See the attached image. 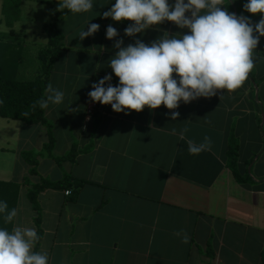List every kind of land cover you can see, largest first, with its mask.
<instances>
[{"label": "crops", "instance_id": "obj_1", "mask_svg": "<svg viewBox=\"0 0 264 264\" xmlns=\"http://www.w3.org/2000/svg\"><path fill=\"white\" fill-rule=\"evenodd\" d=\"M239 2L225 0V7L230 12L233 6L235 13ZM34 3L52 7L41 32L17 26ZM114 3L93 0L91 11L68 10L60 18L65 47L49 82L64 93L61 104L50 103L46 109L55 136L52 154L61 156L74 143L82 149L94 142L91 150L61 164L45 153L38 174H32L21 151L42 150L46 126L21 121L26 135L20 147L11 145L8 136L0 141L1 150L13 155L0 165L2 180L22 182L28 177L37 183L41 177L59 179L66 173L84 180L77 188L50 187L39 194L43 235L37 251L48 254V264H264V36L254 52L255 67L240 89L181 101L174 110L180 113L177 120L163 105L125 114L98 102L87 118L92 85L106 75H112L113 86L119 84L109 67L117 40L124 47L137 39L150 44L165 32L179 36L188 31L165 21L126 36L129 21L103 18ZM2 7L0 0V31H8ZM56 9L53 0H20V17L13 27L32 45L46 42L44 24ZM27 17L40 25L36 15ZM260 19L257 15L251 21ZM88 23L100 28L80 40L78 34L87 31ZM109 25L119 33L112 40L106 37ZM205 136L211 138V151L190 154L187 140L199 144ZM232 137L239 145L237 167L249 174L244 182L228 164ZM29 187H20L13 227L36 230ZM185 232L187 244L181 242Z\"/></svg>", "mask_w": 264, "mask_h": 264}, {"label": "clouds", "instance_id": "obj_2", "mask_svg": "<svg viewBox=\"0 0 264 264\" xmlns=\"http://www.w3.org/2000/svg\"><path fill=\"white\" fill-rule=\"evenodd\" d=\"M225 6V0H174L172 4L169 0H115L103 18L129 21L126 36L142 34L165 21L188 31L179 36L165 32L150 44L137 39L135 44L124 47L123 40H117L114 47L118 51L110 58L109 67L119 84L110 83L112 75L104 76L92 85L90 100L111 105L113 111L125 114L163 105L171 111V119L177 120L180 113L174 110L181 101L187 104L200 97L240 89L255 67L254 52L264 36V0H247L243 6L253 16H261L255 24L247 16L229 12ZM93 7V0H61L57 10L79 14ZM99 28V24L88 23L87 31L81 30L78 37L83 40ZM118 35L116 28L107 27L108 39ZM46 93V99L37 102L41 109L63 102L64 93L51 83ZM181 139H185L183 133ZM187 145L190 154L198 155L211 151L212 142L205 136L203 142L197 144L189 139ZM0 214H4L7 223L18 215L15 208L9 211L5 201H0ZM189 239L185 232L181 242L187 244ZM38 240L35 228H0V264H48V254L34 250Z\"/></svg>", "mask_w": 264, "mask_h": 264}, {"label": "trees", "instance_id": "obj_3", "mask_svg": "<svg viewBox=\"0 0 264 264\" xmlns=\"http://www.w3.org/2000/svg\"><path fill=\"white\" fill-rule=\"evenodd\" d=\"M53 2L58 9V3L61 0H53ZM245 3H247V0H242V4L244 5ZM57 9L52 21L44 24L48 39L46 42L37 43L41 47L37 51L34 63H31L29 56L32 42L27 41L23 33L13 27L14 22L20 17V0H3L2 14L9 30L0 31V101H3V103H0V116L20 120L26 124H43L47 129V139L43 144L42 150L25 149L21 151V155L28 163L30 173L32 174H38L39 158L45 153L61 164L67 160L74 161L78 153L88 152L94 145V142H91L87 147L80 149L74 143L65 154L54 156L52 154L55 146L53 123L47 119L46 109H41L37 103L41 99H46V88L50 82L55 62L60 58L61 52L65 47L64 34L59 26V22L60 18L68 12V9L59 11ZM230 12L234 13L233 6L230 8ZM240 15L237 9V16ZM242 15L252 20L259 14L253 16L245 11V14ZM231 140L232 142L228 151V164L238 181H247L249 174L241 172L237 167L239 145L234 137ZM83 181V179L74 177L70 173L64 174L59 179L41 177L37 183H32L28 177L22 182L11 179H0V201L7 202L9 211L13 208L17 210L21 185H30L27 197L36 212L34 222L39 240L34 250L37 251L40 238L43 235L41 224L42 208L38 201L39 194L50 187L66 190L74 187L77 188ZM13 224L14 220L11 223H7L4 220V214H0V228L11 230Z\"/></svg>", "mask_w": 264, "mask_h": 264}, {"label": "rangeland", "instance_id": "obj_4", "mask_svg": "<svg viewBox=\"0 0 264 264\" xmlns=\"http://www.w3.org/2000/svg\"><path fill=\"white\" fill-rule=\"evenodd\" d=\"M243 6L244 5L242 4V2H239L236 5L241 15L245 14V10ZM51 8L52 7L46 3H34L33 6L30 8V11L28 10L27 12H25V16L21 20L20 24L17 26L24 27L25 29H31V30H36L37 32H41L42 22L49 21L50 19L49 12ZM30 13H32L33 15H36L37 21L40 22V25L36 24L35 21H32L29 19V17H27V15H29ZM41 35H44L45 39L47 38L46 34H41ZM40 47H41L40 44H37V43L36 45H30V56L31 57L29 56V61L31 63L32 62L34 63L35 61L34 58ZM262 116L263 115L261 113L259 117L263 118ZM20 126H23V123L21 121L14 120V119H8L6 117L0 116V141H2V138H4V136H8L11 141V145L15 147H20L22 145V140L23 138H25V135H26V133L23 130H21ZM12 156H13L12 154L5 153L0 148V165H4L6 163L7 158L12 157ZM252 171L254 172L255 169H252ZM23 188H27V186H23Z\"/></svg>", "mask_w": 264, "mask_h": 264}, {"label": "built area", "instance_id": "obj_5", "mask_svg": "<svg viewBox=\"0 0 264 264\" xmlns=\"http://www.w3.org/2000/svg\"><path fill=\"white\" fill-rule=\"evenodd\" d=\"M97 107V102L90 101L86 107V117L90 118L94 114V111L97 109ZM66 193L69 194L70 191H66Z\"/></svg>", "mask_w": 264, "mask_h": 264}, {"label": "water", "instance_id": "obj_6", "mask_svg": "<svg viewBox=\"0 0 264 264\" xmlns=\"http://www.w3.org/2000/svg\"><path fill=\"white\" fill-rule=\"evenodd\" d=\"M235 7V6H234ZM235 14L237 15V9H236V7H235Z\"/></svg>", "mask_w": 264, "mask_h": 264}]
</instances>
